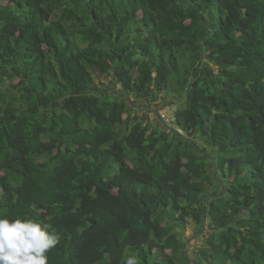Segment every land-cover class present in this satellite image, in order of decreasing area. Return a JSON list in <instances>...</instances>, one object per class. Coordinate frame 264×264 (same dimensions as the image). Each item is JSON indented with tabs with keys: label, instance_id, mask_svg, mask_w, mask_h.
I'll return each mask as SVG.
<instances>
[{
	"label": "trees",
	"instance_id": "1",
	"mask_svg": "<svg viewBox=\"0 0 264 264\" xmlns=\"http://www.w3.org/2000/svg\"><path fill=\"white\" fill-rule=\"evenodd\" d=\"M4 215L49 264H264V0H0Z\"/></svg>",
	"mask_w": 264,
	"mask_h": 264
},
{
	"label": "clouds",
	"instance_id": "2",
	"mask_svg": "<svg viewBox=\"0 0 264 264\" xmlns=\"http://www.w3.org/2000/svg\"><path fill=\"white\" fill-rule=\"evenodd\" d=\"M50 222L28 216H0V264H49L48 253L60 242ZM123 264H138L135 254Z\"/></svg>",
	"mask_w": 264,
	"mask_h": 264
},
{
	"label": "rangeland",
	"instance_id": "3",
	"mask_svg": "<svg viewBox=\"0 0 264 264\" xmlns=\"http://www.w3.org/2000/svg\"><path fill=\"white\" fill-rule=\"evenodd\" d=\"M94 82L96 84L104 83L106 86L110 87L109 79L110 77H105L103 74L99 73L98 71L95 72L94 75ZM16 81L11 83V85L15 84ZM118 87V85H117ZM162 97L157 99L155 102L149 104L147 108L138 109V116H141L143 112H146L148 115L149 120L158 126H161L163 123H166L168 126L172 124V114L174 111L175 99L171 97ZM132 100V97H131ZM161 121V122H160ZM208 231H210L209 226L206 224L204 225L203 229H197L195 224L191 221L187 222L184 236L186 239V253L188 257L193 260L198 252L199 246L203 243L204 236L207 235Z\"/></svg>",
	"mask_w": 264,
	"mask_h": 264
},
{
	"label": "water",
	"instance_id": "4",
	"mask_svg": "<svg viewBox=\"0 0 264 264\" xmlns=\"http://www.w3.org/2000/svg\"><path fill=\"white\" fill-rule=\"evenodd\" d=\"M202 229H203V227H202ZM183 251H184V249H183Z\"/></svg>",
	"mask_w": 264,
	"mask_h": 264
}]
</instances>
